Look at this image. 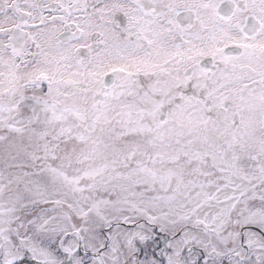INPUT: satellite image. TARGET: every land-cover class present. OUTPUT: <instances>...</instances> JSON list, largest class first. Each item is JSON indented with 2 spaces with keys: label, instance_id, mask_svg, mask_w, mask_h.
Instances as JSON below:
<instances>
[{
  "label": "snow or ice",
  "instance_id": "snow-or-ice-1",
  "mask_svg": "<svg viewBox=\"0 0 264 264\" xmlns=\"http://www.w3.org/2000/svg\"><path fill=\"white\" fill-rule=\"evenodd\" d=\"M0 264H264V0H0Z\"/></svg>",
  "mask_w": 264,
  "mask_h": 264
}]
</instances>
